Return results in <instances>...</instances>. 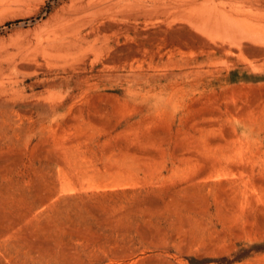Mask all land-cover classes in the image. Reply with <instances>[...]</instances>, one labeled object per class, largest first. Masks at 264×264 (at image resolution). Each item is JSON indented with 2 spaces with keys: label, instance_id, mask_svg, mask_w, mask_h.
I'll return each instance as SVG.
<instances>
[{
  "label": "rangeland",
  "instance_id": "1",
  "mask_svg": "<svg viewBox=\"0 0 264 264\" xmlns=\"http://www.w3.org/2000/svg\"><path fill=\"white\" fill-rule=\"evenodd\" d=\"M199 1L0 0V264H264V0Z\"/></svg>",
  "mask_w": 264,
  "mask_h": 264
},
{
  "label": "bare ground",
  "instance_id": "2",
  "mask_svg": "<svg viewBox=\"0 0 264 264\" xmlns=\"http://www.w3.org/2000/svg\"><path fill=\"white\" fill-rule=\"evenodd\" d=\"M199 2H201V1H199ZM199 2H195V3L197 4ZM197 5H198L199 9L204 8V9H202L203 11L206 9V12H207V9L210 7L209 6L207 8L208 2L206 0L197 4ZM212 6H213V4H212ZM209 9H212V8L210 7ZM196 10H198V9H196ZM199 12H201V11H199ZM204 13H205V11H204ZM212 14H213V12L211 14H207V13L203 14L202 13V15H201V13H198V15H200V22L199 23H201V25H202L201 29H203V27H204L205 29L207 28L208 30L209 29L213 30V32L215 31L217 33V35L221 34V36H223L224 38L230 39V40H233V39L235 40L241 36H246L248 34H255L256 29L254 27H251L248 22L243 21V20H245L246 16L250 17L248 15L249 13H243V14H235L234 13V14H225V15H218V16L216 13H215L216 16L214 14L213 15ZM261 15H262V19L260 21L264 23V13ZM213 19L214 20L217 19V20L213 21ZM221 26L224 30L223 32L220 30ZM263 28H264V25H263ZM259 32H261V34H264L263 29H260Z\"/></svg>",
  "mask_w": 264,
  "mask_h": 264
}]
</instances>
